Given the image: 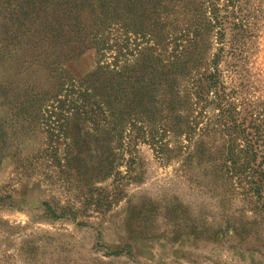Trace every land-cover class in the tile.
Masks as SVG:
<instances>
[{
  "label": "rangeland",
  "instance_id": "rangeland-1",
  "mask_svg": "<svg viewBox=\"0 0 264 264\" xmlns=\"http://www.w3.org/2000/svg\"><path fill=\"white\" fill-rule=\"evenodd\" d=\"M26 1L0 0V264H264V174L257 190L254 181L225 174L219 132L191 138L193 152L184 158L189 142L174 134L178 118L150 114L166 129V148L157 154L140 135L104 156L88 120L52 108L66 90L92 93L166 56L172 43L166 47L152 27L140 31L116 2L111 26L97 20L96 41L76 43L55 81L46 67L25 71L29 64L19 61ZM233 2L224 50L214 29L200 46L207 58L218 54L239 120L247 127L257 114L264 124V0ZM146 119L137 118L132 134L148 130ZM260 150L264 171L263 143Z\"/></svg>",
  "mask_w": 264,
  "mask_h": 264
},
{
  "label": "trees",
  "instance_id": "trees-1",
  "mask_svg": "<svg viewBox=\"0 0 264 264\" xmlns=\"http://www.w3.org/2000/svg\"><path fill=\"white\" fill-rule=\"evenodd\" d=\"M220 1L27 0L19 12V61L29 64L24 67L25 71L46 67L52 79H61L59 75L64 72L68 51H74L76 43L87 45L96 41L93 30L97 20L110 27L116 15V2L121 3L127 19L142 26V32L143 28L152 27L153 33L162 34L166 47L172 43L171 50L164 57L152 56L148 64L133 67L130 74L129 71L125 75L118 73L116 81L110 77L112 83L92 93L80 87L66 90L64 99H58L59 105L52 108L88 120L94 130L90 134L101 136L97 140L101 141L104 156L118 155L116 148L124 144V139L140 135L148 137L157 154L160 153L167 147L166 129L156 119L161 112L178 118L174 134L178 137L185 133L189 142L184 145L187 148L184 158L191 157L193 152L195 145L191 138L219 132L226 143L221 147L225 151L221 159L224 173L254 181L257 190L264 174L262 162L256 163L261 143L264 145L263 117L252 114L251 123L244 126V121L239 120L240 109L220 81L218 54L207 58L200 46L202 35H209L214 29L221 43L218 52L224 50L223 25L228 14L238 6L233 0H226L223 5ZM87 10L92 15L89 19L84 15ZM96 12L98 19L94 17ZM93 18V25H88ZM234 48L230 47L231 55L235 54ZM24 84L19 82V86ZM27 89L24 86L23 93ZM28 99L25 96L21 104H27ZM30 100H35L34 96ZM150 114L156 120L150 121ZM139 116L147 117L149 128L143 131L137 128L133 135L132 127H136ZM59 126L66 129V118L64 125Z\"/></svg>",
  "mask_w": 264,
  "mask_h": 264
}]
</instances>
